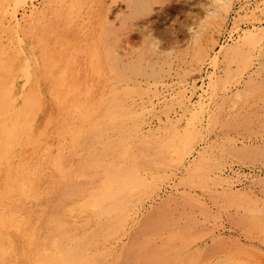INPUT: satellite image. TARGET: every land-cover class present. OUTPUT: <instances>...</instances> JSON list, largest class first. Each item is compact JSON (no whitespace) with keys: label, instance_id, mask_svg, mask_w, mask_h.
<instances>
[{"label":"rangeland","instance_id":"rangeland-1","mask_svg":"<svg viewBox=\"0 0 264 264\" xmlns=\"http://www.w3.org/2000/svg\"><path fill=\"white\" fill-rule=\"evenodd\" d=\"M10 59L54 109L30 141L16 117L27 90L0 106L1 125L30 141L0 138V264H52L93 227L90 264H264V0H0V67ZM109 86L131 110L126 143L149 153L127 166L119 221L101 227L105 176L73 162L94 149L87 120L101 113L82 105Z\"/></svg>","mask_w":264,"mask_h":264},{"label":"bare ground","instance_id":"bare-ground-1","mask_svg":"<svg viewBox=\"0 0 264 264\" xmlns=\"http://www.w3.org/2000/svg\"><path fill=\"white\" fill-rule=\"evenodd\" d=\"M1 14L5 15V12L1 11ZM65 18L66 16L62 15L59 10L53 12V19L55 21L61 23L63 22V20H65ZM10 20L11 19H9V21ZM28 43H30V46H28L27 50H30V52L27 59H29V57L33 54L31 50V41H28ZM113 63L115 64V66L113 69L114 72H112L113 78L111 79V81L118 78V76H121V72H118V67L116 65L117 63H115V59H113ZM5 64L6 65H1L0 67V106L4 107L3 101H5L6 106H8L9 109L14 110L15 106L17 105V101L21 102L20 97L17 96L18 90H23L27 85L34 88V86L36 85V74L34 70L31 69L23 60L10 59V61H7ZM32 93L33 90L28 89L23 95L24 100L31 99V101H24L21 113L16 115V117L21 122L20 128L32 132L30 135V141H33L37 138V127L41 123L46 125L48 118L46 116L48 115L50 110L54 109V107L49 103H44V107L42 106V104L39 105L38 102H36L37 97L31 98ZM107 93V99L103 100L101 98V95H103L102 92L98 95L97 98L91 101V103H84V105H82L86 109H89L96 103L99 108L101 107V113L91 120H87V117H84L89 123V129L86 132V136L87 139L92 141L91 143H93L94 149H90V151L86 152L82 158L77 159V161L73 162L74 171L78 174H85L90 172V177H94L100 174H103L105 176L104 182L97 190L98 193H102L101 197H99L98 199L101 202L95 206V210L98 214L99 219L98 223H100L99 225L101 227H105V225L112 226L119 221L120 215L122 214V204L125 202L129 191L134 188L132 183L131 171H127V166L129 165L130 169L134 168L131 164L136 166H145V163L143 162L144 156L142 157V155H144L145 152L149 153V149L147 147L140 148L141 151L138 152L131 145L126 143V133L130 128L126 121H128V118L130 119L129 115L131 110L125 103L123 89L116 88V86L115 88L109 86V90ZM83 94V92L76 93L77 96H83ZM18 124L1 125L0 113V138L3 135L11 134L14 137V140H18L17 142L21 141L23 144H25V142L26 144L29 143V138L24 141L23 135L20 136L22 132L19 133V130L15 128V126H20ZM103 135L108 136V138L102 140ZM0 156H2V154H0ZM107 157L111 158L108 159ZM117 160L121 161V163L117 165L118 167L114 165H112V167L109 166L110 163L113 164ZM7 189L10 188L0 187V207L4 205V199L6 197V194L8 193ZM83 190L85 191V187L83 188ZM132 199L134 198L132 197ZM97 209L99 210L97 211ZM2 223L3 222L0 221V225H2ZM64 228L65 227H62V225L60 226L59 222L55 225L53 233L59 234V232ZM96 233L97 230L95 229V227H93L92 232L85 233L84 240L86 241L84 242L86 243L80 242L68 245H57L56 250L53 251L54 258L52 264H82L84 261L85 247L87 244L91 243V240L96 235ZM2 235L3 234L0 227V238ZM64 236L68 237L69 235L68 233H64ZM49 238L50 236L48 235L46 239ZM5 261H9L8 258ZM84 262L85 264L86 262L90 264V260H86Z\"/></svg>","mask_w":264,"mask_h":264}]
</instances>
